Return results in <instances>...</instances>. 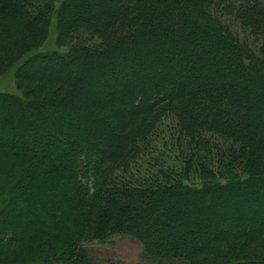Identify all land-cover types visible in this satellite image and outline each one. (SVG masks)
Here are the masks:
<instances>
[{"label":"trees","instance_id":"trees-1","mask_svg":"<svg viewBox=\"0 0 264 264\" xmlns=\"http://www.w3.org/2000/svg\"><path fill=\"white\" fill-rule=\"evenodd\" d=\"M13 67L0 264H91L116 235L149 260L264 264V0H0Z\"/></svg>","mask_w":264,"mask_h":264},{"label":"rangeland","instance_id":"rangeland-1","mask_svg":"<svg viewBox=\"0 0 264 264\" xmlns=\"http://www.w3.org/2000/svg\"><path fill=\"white\" fill-rule=\"evenodd\" d=\"M233 29H237L236 25L231 22ZM57 27L56 19H53L49 36L41 49L51 50L56 48ZM0 90L16 92L15 68L10 69L5 75L0 77ZM174 127L170 121H165L160 125L158 134L159 139L168 142L169 145L162 147L161 152H166L173 158L176 153V146L172 143L174 139ZM179 153L177 151L176 155ZM157 154V150L154 152ZM175 155V156H176ZM199 182L198 178L193 179ZM87 248L91 257V264H179L170 263L157 260L145 259L144 251L141 243L133 236L129 235H116L106 242H92L87 244Z\"/></svg>","mask_w":264,"mask_h":264}]
</instances>
